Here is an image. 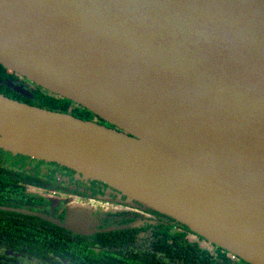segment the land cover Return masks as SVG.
Returning a JSON list of instances; mask_svg holds the SVG:
<instances>
[{
	"label": "water",
	"instance_id": "1",
	"mask_svg": "<svg viewBox=\"0 0 264 264\" xmlns=\"http://www.w3.org/2000/svg\"><path fill=\"white\" fill-rule=\"evenodd\" d=\"M0 64L108 123L0 93L1 149L264 264V0H0Z\"/></svg>",
	"mask_w": 264,
	"mask_h": 264
},
{
	"label": "flooded vegetation",
	"instance_id": "2",
	"mask_svg": "<svg viewBox=\"0 0 264 264\" xmlns=\"http://www.w3.org/2000/svg\"><path fill=\"white\" fill-rule=\"evenodd\" d=\"M18 81L27 93L36 87L19 74ZM0 206L32 212L0 208V264H253L107 182L1 148ZM73 210L82 230L47 218L69 223Z\"/></svg>",
	"mask_w": 264,
	"mask_h": 264
},
{
	"label": "trees",
	"instance_id": "3",
	"mask_svg": "<svg viewBox=\"0 0 264 264\" xmlns=\"http://www.w3.org/2000/svg\"><path fill=\"white\" fill-rule=\"evenodd\" d=\"M19 85L23 86L22 84H19L18 73L0 64V93H3L15 99H19L21 101L28 102L33 105L46 107V108L56 110V111L72 113L73 115L83 118V119L98 120L100 123H104V124L107 123L105 120L101 119L98 115L90 111L88 108L80 104H77L73 102L72 100L67 99L63 96L56 95L37 84H35L36 87L32 89L31 91H29L27 95L21 93L15 88L16 86H19ZM2 236L3 235L0 234V240ZM14 236H17V238H19L20 235L16 234ZM22 236L26 240H32V236L38 237L40 241L48 239V235L43 234V233H38L34 235H31V233H27V234H22ZM71 247L73 248V251H75V248L77 247V245H75V243L72 242ZM168 254L172 256L177 255L181 257L180 253L178 252L176 253L174 251H168ZM185 258L190 259V256L187 255L185 256ZM125 264H134V262L125 263ZM135 264H138V262H136Z\"/></svg>",
	"mask_w": 264,
	"mask_h": 264
},
{
	"label": "rangeland",
	"instance_id": "4",
	"mask_svg": "<svg viewBox=\"0 0 264 264\" xmlns=\"http://www.w3.org/2000/svg\"><path fill=\"white\" fill-rule=\"evenodd\" d=\"M71 214H72L71 216H72L73 219H76L77 217H78V218H81V217H82V216H81L82 214H81L79 211H75V210H73V212H72ZM75 217H76V218H75Z\"/></svg>",
	"mask_w": 264,
	"mask_h": 264
}]
</instances>
